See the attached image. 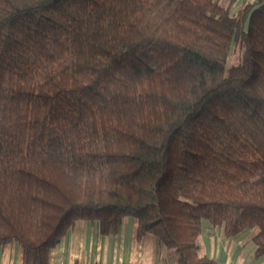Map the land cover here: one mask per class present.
Returning <instances> with one entry per match:
<instances>
[{
    "label": "trees",
    "instance_id": "trees-1",
    "mask_svg": "<svg viewBox=\"0 0 264 264\" xmlns=\"http://www.w3.org/2000/svg\"><path fill=\"white\" fill-rule=\"evenodd\" d=\"M238 1L0 0V246L50 264L134 217L179 264H216L205 222L264 256V0Z\"/></svg>",
    "mask_w": 264,
    "mask_h": 264
},
{
    "label": "crops",
    "instance_id": "crops-1",
    "mask_svg": "<svg viewBox=\"0 0 264 264\" xmlns=\"http://www.w3.org/2000/svg\"><path fill=\"white\" fill-rule=\"evenodd\" d=\"M239 0L235 11L246 3ZM258 229L227 236L224 227L203 225L198 239L199 254L216 264H264V256L256 257L254 237ZM23 250L13 241L0 246V264H22ZM50 264H179L152 234L138 236V221L127 217L115 235L101 233L98 222L78 221L53 249Z\"/></svg>",
    "mask_w": 264,
    "mask_h": 264
},
{
    "label": "rangeland",
    "instance_id": "rangeland-1",
    "mask_svg": "<svg viewBox=\"0 0 264 264\" xmlns=\"http://www.w3.org/2000/svg\"><path fill=\"white\" fill-rule=\"evenodd\" d=\"M237 60V55L236 54H234L233 56H231V59H230V62L232 63V62H234V61H236Z\"/></svg>",
    "mask_w": 264,
    "mask_h": 264
}]
</instances>
